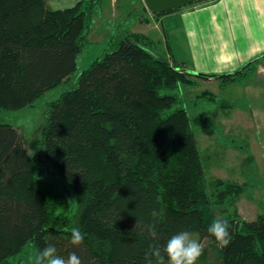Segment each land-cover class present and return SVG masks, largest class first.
I'll return each mask as SVG.
<instances>
[{
	"label": "trees",
	"instance_id": "16d2710c",
	"mask_svg": "<svg viewBox=\"0 0 264 264\" xmlns=\"http://www.w3.org/2000/svg\"><path fill=\"white\" fill-rule=\"evenodd\" d=\"M99 1L58 8L48 0H0V107L33 105L70 79ZM140 8L148 11L144 3ZM159 40L120 33L73 88L48 102L36 152L44 151L73 184L75 212L37 187L35 156L23 133L0 122V264H35L24 256L28 244L33 256L52 244L65 259L75 252L82 264H157L150 248H163L185 230L202 247L207 242L217 249V262L208 264H264V213L241 217L245 181L206 175L183 104V87H195L199 75L171 62L167 52L158 54ZM257 64L254 59L218 76L224 84L244 80L255 75ZM200 94L213 97L209 90ZM215 219L231 224L227 247L207 230ZM73 227L84 234L80 246L70 242Z\"/></svg>",
	"mask_w": 264,
	"mask_h": 264
},
{
	"label": "rangeland",
	"instance_id": "374dc122",
	"mask_svg": "<svg viewBox=\"0 0 264 264\" xmlns=\"http://www.w3.org/2000/svg\"><path fill=\"white\" fill-rule=\"evenodd\" d=\"M138 3L140 5L144 1L100 0L93 13L88 42L79 55L78 68L70 79L44 92L33 105L20 109L0 107V122L11 123L19 128L27 141V150L35 156L37 187L52 201H67L71 213L77 209L73 184L46 159L44 151L36 152V147L41 144V127L46 122L48 102L58 98L65 90L73 88L80 72L95 58L102 57L110 50L111 39L117 38L120 33L124 35L128 30L144 31L154 39H161L155 45L158 54L163 56L167 52L166 57L174 62L169 50L172 46L169 42L171 39L164 34L160 17L162 13H175L177 9L186 5L175 7L168 12H160L159 16L152 15V23L151 18L136 23L138 11L141 10L137 6ZM133 12L135 15L130 16ZM153 29L157 31L153 32ZM178 36L180 37V34ZM176 41H173L174 48L177 45ZM182 67L186 68L184 64ZM194 77H197L195 87H183V104L190 113L194 131L200 142L206 175L245 181L247 190L238 202V209L242 218L254 219L264 213V134L261 133L262 128L260 129L262 119L256 117L254 122L250 107L255 106V103L251 102L243 91L237 90L230 83L221 85V80L208 82L200 80L199 76ZM217 85L220 87H216ZM216 88L217 93L213 94V97H204L200 94L202 90L208 89L212 92V89ZM34 252L32 246L28 244L24 250V256L28 261L35 258ZM216 255L217 249L205 242L201 259L203 263L200 261V264H208L209 260L217 262Z\"/></svg>",
	"mask_w": 264,
	"mask_h": 264
},
{
	"label": "crops",
	"instance_id": "0c3cea01",
	"mask_svg": "<svg viewBox=\"0 0 264 264\" xmlns=\"http://www.w3.org/2000/svg\"><path fill=\"white\" fill-rule=\"evenodd\" d=\"M48 1L53 7L63 8L79 0ZM137 6L140 7L139 3ZM138 12L136 23H140L142 17H153L149 10ZM150 20L152 23V18ZM160 21L164 34L171 39L167 40L172 44V51L168 49L173 58L187 69L213 75L199 77L200 80H221L223 85V79L218 75L233 73L257 59L253 77L230 84L255 103L250 112L254 122L256 117L262 119L260 129L264 134V0H203L183 6L175 13H165ZM173 41L177 42L175 48ZM212 93H217V88L212 89Z\"/></svg>",
	"mask_w": 264,
	"mask_h": 264
},
{
	"label": "clouds",
	"instance_id": "9594fccd",
	"mask_svg": "<svg viewBox=\"0 0 264 264\" xmlns=\"http://www.w3.org/2000/svg\"><path fill=\"white\" fill-rule=\"evenodd\" d=\"M207 230L220 247H227L231 243V224L227 219L213 220ZM64 231H68V229H64ZM70 232L72 245L80 246L83 244L85 237L79 227L71 228ZM149 251L150 255L156 258L157 264H162L165 260L162 252L166 254L167 264H197L203 254V247L195 233L185 230L168 239L163 248L159 245H153ZM35 264H82V261L75 252L70 253L65 259L58 254L54 245L48 244L43 249L38 250V254L35 256Z\"/></svg>",
	"mask_w": 264,
	"mask_h": 264
},
{
	"label": "water",
	"instance_id": "95a60500",
	"mask_svg": "<svg viewBox=\"0 0 264 264\" xmlns=\"http://www.w3.org/2000/svg\"><path fill=\"white\" fill-rule=\"evenodd\" d=\"M145 3V6L148 8V10L152 13H160L165 12L168 10H171L175 7L181 6V5H187L194 3L199 0H143ZM190 73L197 74L199 76H213L210 74L194 71V70H188Z\"/></svg>",
	"mask_w": 264,
	"mask_h": 264
}]
</instances>
